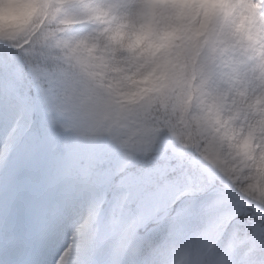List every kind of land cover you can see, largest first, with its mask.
<instances>
[{"label": "snow or ice", "instance_id": "1", "mask_svg": "<svg viewBox=\"0 0 264 264\" xmlns=\"http://www.w3.org/2000/svg\"><path fill=\"white\" fill-rule=\"evenodd\" d=\"M148 3L48 0L39 31L0 40V264H264L256 158L233 168L166 107L113 99L122 69L88 25Z\"/></svg>", "mask_w": 264, "mask_h": 264}, {"label": "clouds", "instance_id": "2", "mask_svg": "<svg viewBox=\"0 0 264 264\" xmlns=\"http://www.w3.org/2000/svg\"><path fill=\"white\" fill-rule=\"evenodd\" d=\"M47 2L0 0V30L39 31ZM241 2L149 0L135 22L103 16L88 27L99 31L97 54L122 69L110 73L114 100L152 102L156 114L166 107L178 131L203 134L233 168L244 161L241 146L252 140L256 197L264 195V20L239 8ZM231 66L240 69V79L223 75Z\"/></svg>", "mask_w": 264, "mask_h": 264}, {"label": "rangeland", "instance_id": "3", "mask_svg": "<svg viewBox=\"0 0 264 264\" xmlns=\"http://www.w3.org/2000/svg\"><path fill=\"white\" fill-rule=\"evenodd\" d=\"M237 6L249 15L255 17V15L253 14L254 5L251 4V0H244V2L239 3ZM252 147L253 145L251 139L246 140L241 146V156L243 157L244 161L252 160L255 158L251 152ZM255 198L264 200V195L256 196Z\"/></svg>", "mask_w": 264, "mask_h": 264}, {"label": "trees", "instance_id": "4", "mask_svg": "<svg viewBox=\"0 0 264 264\" xmlns=\"http://www.w3.org/2000/svg\"><path fill=\"white\" fill-rule=\"evenodd\" d=\"M32 31L35 30L33 29ZM21 33H24L21 29L0 30V40L11 41L16 39Z\"/></svg>", "mask_w": 264, "mask_h": 264}]
</instances>
